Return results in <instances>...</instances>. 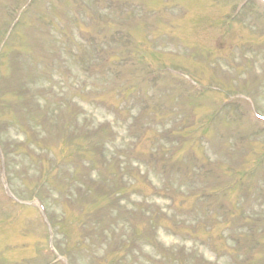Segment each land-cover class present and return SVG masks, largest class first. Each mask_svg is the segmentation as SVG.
Wrapping results in <instances>:
<instances>
[{"label": "rangeland", "instance_id": "obj_1", "mask_svg": "<svg viewBox=\"0 0 264 264\" xmlns=\"http://www.w3.org/2000/svg\"><path fill=\"white\" fill-rule=\"evenodd\" d=\"M256 116L262 0H0V264H264Z\"/></svg>", "mask_w": 264, "mask_h": 264}]
</instances>
